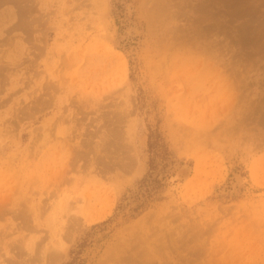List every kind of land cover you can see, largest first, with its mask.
<instances>
[{"label":"rangeland","instance_id":"rangeland-1","mask_svg":"<svg viewBox=\"0 0 264 264\" xmlns=\"http://www.w3.org/2000/svg\"><path fill=\"white\" fill-rule=\"evenodd\" d=\"M80 245L264 264V0H0V264Z\"/></svg>","mask_w":264,"mask_h":264},{"label":"trees","instance_id":"trees-1","mask_svg":"<svg viewBox=\"0 0 264 264\" xmlns=\"http://www.w3.org/2000/svg\"><path fill=\"white\" fill-rule=\"evenodd\" d=\"M148 177H150V176H148ZM145 185H146V191L144 192V194H151L154 190H156L157 188H159L162 184H161V180H158V179H150L149 180V178L148 179H144V181L142 182V185L141 186H143V188L145 187ZM121 208V207H120ZM139 207H137L136 209H138ZM110 220H108V221H105V222H103L101 225H106L108 222H109ZM82 247H83V245H80L79 246V251H72V254L75 256L74 257V261L72 262V263H69V264H74V263H76L77 261V259H75L79 254H80V252H81V250H82Z\"/></svg>","mask_w":264,"mask_h":264},{"label":"bare ground","instance_id":"bare-ground-1","mask_svg":"<svg viewBox=\"0 0 264 264\" xmlns=\"http://www.w3.org/2000/svg\"><path fill=\"white\" fill-rule=\"evenodd\" d=\"M22 7H23V6H22ZM17 12H18V11H17ZM100 50H101V49H100ZM97 57H98V56H97ZM93 58H94V57H93ZM110 62H111V59H110ZM97 63H98V62H97ZM108 70H110V69H108ZM107 74H108V73H107ZM112 76H113V75H112ZM109 141H110V140H109ZM107 143H108V144H107ZM107 143H106V144L109 145L110 142H107ZM107 153L109 154L110 152L108 151ZM122 160H124V159H122ZM122 160H121V162H123ZM123 163H124V162H123ZM121 164H122V163H121ZM122 165H123V164H122ZM124 165H125V163H124ZM128 166H130V165L128 164ZM128 166L126 165V167H128ZM53 256H54V253L52 254V257H53Z\"/></svg>","mask_w":264,"mask_h":264}]
</instances>
